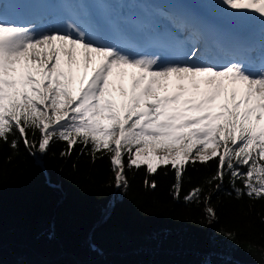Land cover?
<instances>
[{
  "label": "snow or ice",
  "instance_id": "1",
  "mask_svg": "<svg viewBox=\"0 0 264 264\" xmlns=\"http://www.w3.org/2000/svg\"><path fill=\"white\" fill-rule=\"evenodd\" d=\"M0 142L107 157L125 193L128 171L149 190L172 171L176 200L188 167L215 161L214 187L182 196L209 224L226 177L237 199H264V0L0 3Z\"/></svg>",
  "mask_w": 264,
  "mask_h": 264
},
{
  "label": "trees",
  "instance_id": "2",
  "mask_svg": "<svg viewBox=\"0 0 264 264\" xmlns=\"http://www.w3.org/2000/svg\"><path fill=\"white\" fill-rule=\"evenodd\" d=\"M64 148L55 142L33 157L0 142V264H264V199H237L226 177L211 224L202 203L182 199L214 187L206 181L215 161L189 166L176 200L172 171L150 177L154 190L143 185V167L128 171L125 193L107 157L93 163L77 146L61 158Z\"/></svg>",
  "mask_w": 264,
  "mask_h": 264
},
{
  "label": "bare ground",
  "instance_id": "3",
  "mask_svg": "<svg viewBox=\"0 0 264 264\" xmlns=\"http://www.w3.org/2000/svg\"><path fill=\"white\" fill-rule=\"evenodd\" d=\"M188 3H190V5H199V4H211L214 3V0H190Z\"/></svg>",
  "mask_w": 264,
  "mask_h": 264
},
{
  "label": "rangeland",
  "instance_id": "4",
  "mask_svg": "<svg viewBox=\"0 0 264 264\" xmlns=\"http://www.w3.org/2000/svg\"><path fill=\"white\" fill-rule=\"evenodd\" d=\"M127 83H128V82H127V80H125V84H126V85H127ZM117 99H119V97H118V96H117Z\"/></svg>",
  "mask_w": 264,
  "mask_h": 264
}]
</instances>
